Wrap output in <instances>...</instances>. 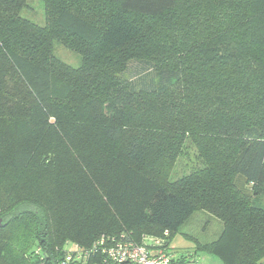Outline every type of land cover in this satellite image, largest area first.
<instances>
[{
	"label": "trees",
	"instance_id": "obj_1",
	"mask_svg": "<svg viewBox=\"0 0 264 264\" xmlns=\"http://www.w3.org/2000/svg\"><path fill=\"white\" fill-rule=\"evenodd\" d=\"M28 7L0 0V264H83L75 247L103 235L196 260L174 258L171 239L199 209L223 229L196 251L263 264L264 0H44L45 24ZM183 134L207 167L172 182ZM117 142L147 170L132 226L99 181Z\"/></svg>",
	"mask_w": 264,
	"mask_h": 264
},
{
	"label": "rangeland",
	"instance_id": "obj_2",
	"mask_svg": "<svg viewBox=\"0 0 264 264\" xmlns=\"http://www.w3.org/2000/svg\"><path fill=\"white\" fill-rule=\"evenodd\" d=\"M22 15L39 24H45L44 0H29V7L22 11ZM54 52L62 60L73 66L81 64V54L62 43H54ZM130 72L134 71L131 70ZM174 140V145L167 151L168 157L172 159L170 172V180L172 182L180 178L193 176L199 173L198 171L201 169L207 167V160L203 157L205 151L202 149V146L196 144L189 135L183 134L182 139L178 137L177 140ZM113 146L114 150L112 152L115 153V157L113 158L115 166H112V169L104 167L99 181L103 187H109L108 198H115L116 210L114 214L116 217L119 216L122 218L123 224L132 226L136 223V215L139 209L144 206L146 201V175H144V170L146 169L134 165L132 166L128 163L127 159L124 157L123 143H113L112 147ZM151 163H153V161H148L146 167H148L149 164L151 165ZM111 194H113V197ZM91 198H94L93 195ZM102 199L105 201L104 196ZM106 200L108 199L106 198ZM222 229V221L219 218L206 210L199 209L184 225H182L181 231L172 237L171 246L178 247L177 252L181 253L187 251L186 248L197 245L196 240L187 237L183 232L196 234L200 242H209L216 237L218 238ZM203 258L205 259H203V261H207L208 256H204ZM184 264L191 263L187 262Z\"/></svg>",
	"mask_w": 264,
	"mask_h": 264
},
{
	"label": "built area",
	"instance_id": "obj_3",
	"mask_svg": "<svg viewBox=\"0 0 264 264\" xmlns=\"http://www.w3.org/2000/svg\"><path fill=\"white\" fill-rule=\"evenodd\" d=\"M167 235L168 232H165ZM149 240V238H147ZM152 242L138 243L134 240L125 239L124 235H103L95 243L93 247L87 250H81L75 247V251L79 252L77 259H81L86 264L90 256L99 255L104 261L131 264H172V255L169 251L162 248H154L152 244L161 245L162 239L150 237ZM72 255L67 257L71 260Z\"/></svg>",
	"mask_w": 264,
	"mask_h": 264
},
{
	"label": "crops",
	"instance_id": "obj_4",
	"mask_svg": "<svg viewBox=\"0 0 264 264\" xmlns=\"http://www.w3.org/2000/svg\"><path fill=\"white\" fill-rule=\"evenodd\" d=\"M218 233H217V235H218ZM183 234L186 235L187 237H190V238L194 239V240H196V238H197L196 234L194 235V234H191L189 232H183ZM146 241L147 242L148 241L149 242H152V240H150V238H149V240L146 238ZM186 249H187V251H183V252L179 253V252H177L178 251V247H172L171 246V251H173V257L174 258H177L178 256H180L183 253L185 255H187V256L193 255L192 257H195L196 258V260L187 261L188 263H191V264H223L222 260L220 258L214 256V255L203 254L200 251L199 252L196 251V245L195 246H192V247H188ZM204 256L205 257L208 256L207 261H203V259H204L203 257ZM187 262H185V263H187ZM181 264H184V263H181ZM263 264H264V262H263Z\"/></svg>",
	"mask_w": 264,
	"mask_h": 264
},
{
	"label": "water",
	"instance_id": "obj_5",
	"mask_svg": "<svg viewBox=\"0 0 264 264\" xmlns=\"http://www.w3.org/2000/svg\"><path fill=\"white\" fill-rule=\"evenodd\" d=\"M1 219H2V218L0 217V222H1Z\"/></svg>",
	"mask_w": 264,
	"mask_h": 264
}]
</instances>
